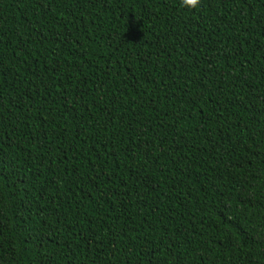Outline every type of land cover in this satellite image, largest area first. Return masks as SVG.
<instances>
[{
	"label": "trees",
	"instance_id": "trees-1",
	"mask_svg": "<svg viewBox=\"0 0 264 264\" xmlns=\"http://www.w3.org/2000/svg\"><path fill=\"white\" fill-rule=\"evenodd\" d=\"M0 264H264V0H0Z\"/></svg>",
	"mask_w": 264,
	"mask_h": 264
},
{
	"label": "clouds",
	"instance_id": "clouds-1",
	"mask_svg": "<svg viewBox=\"0 0 264 264\" xmlns=\"http://www.w3.org/2000/svg\"><path fill=\"white\" fill-rule=\"evenodd\" d=\"M199 3L200 0H182L183 6L189 9L196 8Z\"/></svg>",
	"mask_w": 264,
	"mask_h": 264
}]
</instances>
